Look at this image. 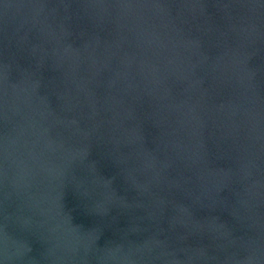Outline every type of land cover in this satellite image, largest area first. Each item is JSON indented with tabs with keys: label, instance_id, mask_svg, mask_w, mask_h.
I'll use <instances>...</instances> for the list:
<instances>
[{
	"label": "water",
	"instance_id": "obj_1",
	"mask_svg": "<svg viewBox=\"0 0 264 264\" xmlns=\"http://www.w3.org/2000/svg\"><path fill=\"white\" fill-rule=\"evenodd\" d=\"M0 264H264V0H0Z\"/></svg>",
	"mask_w": 264,
	"mask_h": 264
}]
</instances>
